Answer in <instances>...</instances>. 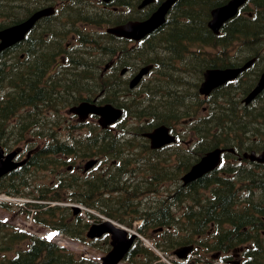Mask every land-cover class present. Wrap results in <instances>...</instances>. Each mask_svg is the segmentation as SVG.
I'll return each mask as SVG.
<instances>
[{
	"label": "trees",
	"instance_id": "1",
	"mask_svg": "<svg viewBox=\"0 0 264 264\" xmlns=\"http://www.w3.org/2000/svg\"><path fill=\"white\" fill-rule=\"evenodd\" d=\"M10 1L0 0V14L6 11L1 7L7 6ZM42 1L44 2V0ZM50 1L45 0V2ZM227 1L229 0H179L173 10V18L171 17L168 20L164 31L159 34V39L152 42L146 41L142 44L144 47L141 54L146 62H156L157 66L164 69L174 67L176 74L179 75V77L176 76L175 84H169L165 87V90H162L168 92L163 98L167 103L165 111L168 107L173 106L176 119L196 115L198 108L203 103L202 100L200 101L198 86L206 69L235 66L248 59L236 60L229 55L231 52L244 51L246 48V50L253 53L252 56L260 53L259 62H264L262 56L264 49V0H250L240 10L238 16L224 26L222 34L215 36L208 28L211 10L225 4ZM249 13H252V16H249ZM77 14L70 13L71 16ZM84 16L89 18L86 14ZM4 26L3 21L0 20V29ZM101 49L110 51L111 48L108 49L102 46ZM152 51L160 53L163 51L165 55L162 56L163 58H156L150 56ZM214 53L219 54L215 55ZM235 62L237 63L235 64ZM256 74L258 76V73ZM164 75L172 77L169 71L165 72ZM255 77L253 82L256 80ZM37 79L38 77L35 76L30 78V88L34 89L37 86ZM195 80L197 81L194 83L192 90L184 87L183 81H186V84H192L191 82ZM250 84L249 82L242 84L239 91L245 93L250 88ZM149 90L152 93L155 92L154 88ZM220 94L229 95L230 93L223 88L210 98L205 99L204 102L212 103V111L206 119L201 121V124L192 121L195 124L193 130L199 134L197 137L199 145L192 147V153H194L192 160L196 161L204 151L214 145L217 127H220L221 144L234 146L237 139H245L243 133L252 131L249 125L254 123V120L256 121L259 117L264 118V104H260L254 110L244 108L241 113L238 102L229 96L221 97L222 99L219 100ZM31 98V103H33L34 98ZM232 101L236 103L237 110L233 108L224 111L232 105ZM163 117L165 118L164 123L171 125L167 120V112ZM254 130L259 131L257 128ZM107 138H102V145L99 150H96L97 155H114L116 153L114 151L118 149L119 145L117 143L112 144L110 137V144H108ZM112 139H114L113 136ZM94 144L96 145V141ZM44 152V154L33 157L30 164L37 168L55 169L59 162L61 164L57 155L60 153L70 155L73 148L65 144L53 143L48 145ZM223 167L220 172L223 173L221 177L217 176L220 175L218 172L211 177L200 178L196 183L186 188V193L190 190L189 195L191 197L189 198L192 199V202L186 204V219L182 221L179 227L181 237L178 238L172 234L171 230H165L156 246L166 252L168 246L174 248L183 242H195L206 250L214 247L215 250L227 253L235 247L246 245L243 251L244 264H264V234L262 233L264 231V167H258L263 169L262 172L246 167L235 168L228 164ZM16 176L17 178H13L11 184L0 187V192L6 191L13 195L20 193L25 186L26 176L24 172ZM100 181L103 186L96 184V189L93 191V187H85L86 192L92 191L91 194L89 192V194L82 196L84 200L82 202L89 207H103L102 202L97 199L98 191L102 187L103 189L106 187L110 192L120 191L123 193L121 187L117 184L119 180L115 181L114 177L109 178L107 181L100 178ZM71 182L70 180L66 185H62L52 181L46 184L45 187L38 188L35 198L47 203H30L29 205L30 208L35 209L34 219L37 223L59 230L73 239L84 242L86 240L85 229L87 225L78 221L80 218L71 220L62 206L52 205V202L65 200L61 190L62 188L68 190ZM246 183L250 187L249 195L243 189ZM211 185V191H209ZM179 190L176 200L178 199V203H184V199L188 198L186 197L185 188L180 187ZM207 190L208 192L205 194L206 196L204 195L205 199L203 200L204 197L202 198L199 193ZM127 194H130V192ZM119 201L124 203L122 199H119ZM106 206L109 209L107 214L118 218L119 210L114 208V204L111 203L110 206ZM152 209L153 207L145 209V223L140 228L143 234H146L148 227L154 229L157 226L168 225L172 222L173 216L170 213V208L168 210V203H160L156 209L151 211ZM211 224L214 225L213 231H210ZM26 238L25 234L16 233L10 238V241ZM29 238L30 244L27 250L20 252L7 264H96L91 260L77 257L52 242L35 237ZM164 238H166L168 246L162 240ZM128 259L133 263L138 262V260L141 262L143 259L145 264H154L160 260L141 241H138L131 250ZM155 264L165 263L157 262Z\"/></svg>",
	"mask_w": 264,
	"mask_h": 264
},
{
	"label": "flooded vegetation",
	"instance_id": "2",
	"mask_svg": "<svg viewBox=\"0 0 264 264\" xmlns=\"http://www.w3.org/2000/svg\"><path fill=\"white\" fill-rule=\"evenodd\" d=\"M95 1L94 8L103 9L111 19L119 15V23L117 21L114 22L115 24L143 21L149 18L163 2V0H154L151 4L140 8L144 0H121L120 7L113 4L115 0L109 4L104 3L103 0ZM84 2L86 1L80 3L79 0H51L45 4L44 0L42 6H54L56 13L36 22L24 40L10 46L0 54V123L4 124L8 130V132H0V147H3L6 153L13 151L15 148H20L21 154L18 159H22L28 154L31 159L32 155L44 151L42 149L45 146L44 141H39L36 137V131L40 129L41 124H55L56 134L69 130L70 125L77 128L82 127V130H75L78 132L76 136L73 135L76 139H82L85 135V126L91 122L98 124L99 118L93 113L85 115L86 117L81 114L78 115L73 112V108L79 107L81 104H91L98 107L112 104L117 108H121L124 114L122 120L110 129H116L122 122L132 123L127 131L123 128L121 132H115L119 133L121 144L128 142L129 145L135 146L121 147V149L115 150L117 153L115 158L106 167H104V163L108 157L98 156V164L89 171L84 169V161L89 158L82 157V159H79L78 157L76 159L77 165H71L68 168L69 172L77 173L80 178H90L94 177L93 172L100 170L98 174H104L105 177H108L111 173V167H114L121 169L124 175L136 179L140 175L146 176V174L140 173L142 168L146 171H153L158 164L173 169L175 167L180 171L186 168V171H188L192 166L191 149L197 142L184 129L180 128L182 121L175 118L173 106L168 107L165 111L167 103L162 99L155 106L146 109L145 116H141V108L136 106V102L146 96L142 91L137 92L138 90L148 86H159L157 83L159 81L158 71H154L135 88L130 87L131 81L143 65L140 57L141 51L138 50L141 42L98 31L99 38L94 37L92 39V37L84 35L78 27V21L83 19L84 14L91 12L89 11L90 3L85 7L82 5ZM27 8L29 10H25L21 16L19 14L15 15L13 10L9 11V17L14 18L11 19V25L33 15L30 4H27ZM66 13H69L70 18H75L71 21L69 27H63L62 25L63 15ZM70 13H80V15L71 16ZM20 17L23 18L15 20ZM152 37H156V35ZM76 39H78V43H76L78 47L74 44ZM88 39H92L94 43L102 46H108L112 42V50L103 51L99 48L100 51H93L95 44L90 43ZM257 54L255 56L259 61L261 54ZM250 71L247 75L242 73L236 80L216 90L213 95L225 88L230 94H220L218 99L229 96L234 101L239 102L240 105L244 97L242 94H245L248 90L242 93L239 91V87L247 82L253 85L257 82V79L253 82L254 76L250 74ZM257 72L259 71L257 70ZM32 76L38 77V83L34 89L30 88V78ZM31 97L35 100H33V103H31ZM163 97L165 95L161 98ZM234 101L224 111L233 108L237 110ZM166 112L168 115L167 120L171 123V132L175 134L177 141L174 144L153 149L150 140L144 136L146 132L144 129L147 128L150 131L164 123L165 118L163 115ZM258 120L262 122V126L250 124L249 128L252 131L242 134L243 136L247 135L245 139L236 140L232 147L235 151L223 154V164L232 165L231 163H243L245 161V163H250L249 166H264L250 162L247 156L251 152H261L264 149V118L259 117ZM255 128L259 131H255ZM249 133L256 136L260 135V137L252 142L247 141L250 138ZM88 134L90 135V132ZM111 134V132H108L106 135ZM64 137L68 138V136ZM109 137L107 138L108 144H110ZM215 137L216 142L212 147L221 144L220 127L216 128ZM60 138L62 137L60 136ZM115 143L116 140L113 139L112 144L115 145ZM84 152V149H82L80 154L84 155ZM220 168L206 176L211 177L218 172L220 173ZM217 176L221 177L222 173ZM199 179L194 180L192 183L197 182ZM136 180L141 184V177ZM143 181L152 185L159 183L153 181L152 176L150 179L146 177ZM190 185L193 184L190 183Z\"/></svg>",
	"mask_w": 264,
	"mask_h": 264
},
{
	"label": "water",
	"instance_id": "3",
	"mask_svg": "<svg viewBox=\"0 0 264 264\" xmlns=\"http://www.w3.org/2000/svg\"><path fill=\"white\" fill-rule=\"evenodd\" d=\"M104 1L110 2L111 0ZM153 1L154 0H144L140 8H143ZM177 1L178 0H165L147 20L142 22H128L126 24L109 28L108 32L119 37H126L139 41L165 24L169 11ZM247 1L248 0H230L227 4L213 9L211 12L212 18L208 23L210 29L215 34H219L224 24L232 19L238 13L240 7ZM53 13V8H46L36 12L28 20L19 25L0 30V54L11 45L24 39L29 30L40 18L52 15ZM252 63L253 61H250L244 67L237 69L207 70L204 74V81L201 84L200 92L202 94L209 95L215 88L237 78L240 73L250 67ZM151 68L152 65L143 68L131 82V87L134 88L143 76L151 70ZM263 90L264 73L262 74L257 86L245 99V102L247 104L251 103ZM73 111L83 116H87V114L90 113L99 115V122L104 128L114 124L122 115V112L119 109H116L110 104L103 107L91 104H81L79 107L74 108ZM146 136L150 139L152 148H160L166 144L175 142V136L171 135L169 128L164 125L156 128L150 133H147ZM222 152L223 150L216 149L203 156L200 161L184 175L182 178L184 184H188L217 168L221 161ZM17 154L18 152L14 151L5 155L4 150L0 149V178L27 163L28 159L16 162L15 157ZM248 157L252 161L264 163V152L259 156L253 152ZM92 165L93 163L87 165V169ZM74 211L75 213H78L80 208L74 207ZM104 234H111L112 250L105 257H103L102 264H118L129 252L137 235L128 237V232L126 230L115 226V224L111 221H96L88 232V237L96 238L101 237ZM192 249V246L183 247L176 250L175 254L179 257L185 258L188 253L192 251Z\"/></svg>",
	"mask_w": 264,
	"mask_h": 264
},
{
	"label": "rangeland",
	"instance_id": "4",
	"mask_svg": "<svg viewBox=\"0 0 264 264\" xmlns=\"http://www.w3.org/2000/svg\"><path fill=\"white\" fill-rule=\"evenodd\" d=\"M38 0H28V4L31 5L32 8L37 7L39 5H41L39 2H37ZM86 1L84 3H82V5H84L85 7L90 3V8L89 11H91L90 13L93 15L94 18L96 19H100L101 23L104 25L107 19H109V15L106 11H103V9H95L94 6L96 3L95 0H79V2H83ZM14 4V2L12 3V5ZM18 4V3H17ZM58 4V3H57ZM17 13V12H15ZM22 14V13H21ZM20 14V15H21ZM88 14V13H87ZM9 21H11V19H14L12 16L9 17ZM75 19V18H70L69 17V13H66L63 15V27H69L71 24V21ZM78 27L80 29V31L84 34V35H88L90 37H92V39L94 37L99 38V34L98 32H105V28H103V26L101 24H88L87 22H79L78 21ZM98 31V32H97ZM76 43H78V39L75 40L74 44L76 45ZM111 44H113L111 42ZM74 45V46H75ZM115 45V44H114ZM76 47H78V45H76ZM240 48V47H239ZM248 49V48H247ZM251 49V48H250ZM77 50V49H74ZM93 51H100L98 44H95L93 47ZM237 53L234 55L233 58H235L236 60H240L243 58H246L250 55H252L253 53H251L249 50H245L244 51H236ZM262 56L264 57V49L262 51ZM165 53H162V55H164ZM186 61V60H185ZM192 81V84H186V89H190L192 90L194 87V83L196 82ZM146 88L140 89L139 91H143L146 90ZM141 93V92H140ZM241 94V93H239ZM203 106H207L209 109V106H212V103H202L201 106L198 108L197 110V115H199V117H206L208 115V112H204L203 111ZM258 106V104L256 105ZM182 123H184L183 121L186 120V116L181 118ZM199 121V118H198ZM182 123L180 124V128L184 129L186 132L188 130L191 131L192 136H196V132L193 130L195 128V124H191V123H184V125H182ZM198 124H201L200 122H197ZM94 129L98 130L95 126ZM76 128H72V130H69L74 134H78V132L75 131ZM85 134L89 131V127L85 128ZM189 131V132H190ZM59 132V130H58ZM68 132L63 131L62 133H60L59 135L64 137L67 135ZM190 133V134H191ZM247 135H244V137H246ZM248 136L250 137L247 141H254L255 139H258L260 137V135L256 136V135H252V133H249ZM187 139L189 140V138L187 137ZM186 140V137H185ZM40 141V139H39ZM194 153L191 154V156H193ZM76 159L72 160V162H75ZM194 161V159L192 160ZM106 166V164H105ZM166 169V168H165ZM260 172V169H257ZM171 172H173V170H170ZM54 172H51L49 170H43L41 172H36L34 177H31V184L33 185V181L35 180L36 183H38V181L43 180L44 182L48 183L49 181H51L52 179H54ZM128 183V182H127ZM28 189V188H27ZM24 192V191H23ZM25 193V192H24ZM165 189L162 190L161 192V197L165 196ZM18 201H4V200H0V221H6L9 232H13V233H18L19 230L25 231L29 234L35 235L36 237H41V238H47L50 239L51 241H53L54 243H56L57 246H61V247H65L66 251H70L71 253H74L76 256H78L79 254H84L86 253V257H89V259L91 260H95L98 261L100 263L101 258L106 254V251L108 249V242L107 241H94V242H87V244L85 243H80L77 242L65 235H59L53 231H50V229H48L47 227H44L42 225H39L37 223H33L32 218L28 217L27 214V207L25 206V199L22 198L21 195H19V197H17ZM4 203V204H2ZM189 203H191L189 201ZM186 207L183 206V208L180 210L181 213H183L184 208ZM65 209H68V207H65ZM68 214V217H71V212L69 210H65ZM81 218L78 220L83 224H86L89 220H91L89 218V216L86 214V211H83V213H81ZM182 219H179L178 222H180ZM91 223L93 221H90ZM134 229L136 228V225H138V223H134ZM8 236V232H4V233H0V264H6L8 262L9 259H12L14 256H16L17 252L20 250H25V248L28 245V241L25 240L21 243H16V245H13L12 248H6L5 247V240H7ZM171 252V251H170ZM172 253V252H171ZM173 260H178L175 256L172 255L171 257ZM180 261V260H178ZM121 264H130V261L128 262H123ZM135 264H141L140 261H138Z\"/></svg>",
	"mask_w": 264,
	"mask_h": 264
},
{
	"label": "bare ground",
	"instance_id": "5",
	"mask_svg": "<svg viewBox=\"0 0 264 264\" xmlns=\"http://www.w3.org/2000/svg\"><path fill=\"white\" fill-rule=\"evenodd\" d=\"M191 55V54H190ZM187 56H189L188 54H187ZM196 56V55H195ZM197 57V56H196ZM191 58V57H190ZM194 58V57H193ZM192 59V58H191ZM194 59H196V58H194ZM188 61V60H187ZM193 61V60H192ZM202 61V60H201ZM197 63V62H196ZM186 64V63H185ZM204 67V66H203ZM198 72V71H197ZM35 101V100H34ZM157 125V124H156Z\"/></svg>",
	"mask_w": 264,
	"mask_h": 264
}]
</instances>
